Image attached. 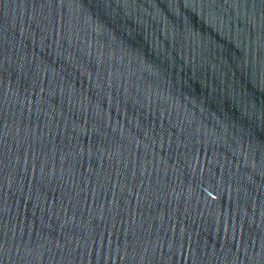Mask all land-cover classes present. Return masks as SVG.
I'll list each match as a JSON object with an SVG mask.
<instances>
[{
  "label": "water",
  "instance_id": "95a60500",
  "mask_svg": "<svg viewBox=\"0 0 264 264\" xmlns=\"http://www.w3.org/2000/svg\"><path fill=\"white\" fill-rule=\"evenodd\" d=\"M0 264H264V0H0Z\"/></svg>",
  "mask_w": 264,
  "mask_h": 264
}]
</instances>
